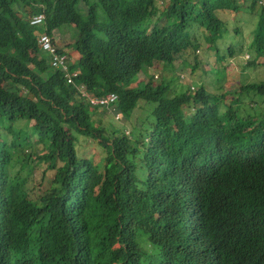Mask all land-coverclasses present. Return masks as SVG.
Listing matches in <instances>:
<instances>
[{
  "label": "trees",
  "instance_id": "16d2710c",
  "mask_svg": "<svg viewBox=\"0 0 264 264\" xmlns=\"http://www.w3.org/2000/svg\"><path fill=\"white\" fill-rule=\"evenodd\" d=\"M223 14L256 20L248 45ZM64 30L78 55L57 46L67 70L39 44ZM242 54L219 94L178 82L183 69L235 77L226 63ZM247 69L264 75V0H0V264H70L77 251L76 264H210L218 251L264 264V80ZM80 84L118 95L130 137ZM185 190L196 238L167 222L178 206L164 215L162 195Z\"/></svg>",
  "mask_w": 264,
  "mask_h": 264
},
{
  "label": "rangeland",
  "instance_id": "374dc122",
  "mask_svg": "<svg viewBox=\"0 0 264 264\" xmlns=\"http://www.w3.org/2000/svg\"><path fill=\"white\" fill-rule=\"evenodd\" d=\"M159 1H163V0H159ZM226 20H228L232 26V28H236V26L241 28V33L238 37L239 42L248 45V43L250 42L251 39V31L253 30V28L255 27V23L256 20H252L251 18L247 17V16H242V21L238 22L237 19H235V16L232 14H223L222 15ZM69 31V30H68ZM67 30H64L65 32V39L70 40V34L67 33ZM70 32V31H69ZM58 38V37H57ZM59 44V46L61 47H65L66 48V43L65 46L63 45L64 41H61L60 39L56 40ZM61 41V42H60ZM202 51L198 53V55H201ZM248 61V55L246 54H242L239 56V58H233L231 60H229L226 65H231V66H236V69L233 71V73L231 74H236L237 75L235 77H231L228 73L226 74L224 72V75L221 76H216L213 71L211 70L212 67L207 68L205 70L202 71H197V79L195 81L194 77L192 76V74H190L188 71H186L185 69H183V71H176L177 75L180 72H184L183 75H185V79L180 80L178 79V82L180 85L185 86H189V84L191 83L196 89L197 85H201L202 83L207 86V89L211 92V93H215V94H219L222 92L221 89H219L220 86H223L225 82H227L228 80H232L235 79L237 76H239V73L242 72V68L246 67V63ZM194 62L192 61V64ZM238 65H241L240 67ZM245 72L250 73V77L248 78V83L250 82H259L261 80H264V75H261L259 72H252L251 69H247ZM157 74V73H155ZM180 75H182L180 73ZM145 77V75H140V78ZM237 80V79H236ZM234 82V81H233ZM235 84V82L233 83ZM109 114V113H108ZM99 118H103V114H98ZM144 117V113H140L139 116ZM116 122V121H114ZM118 124L123 125V130L125 128V130H129L130 129V124L124 120L120 121V122H116ZM112 124V123H110ZM130 131V130H129ZM80 152L84 155V153L86 154L87 157H94L97 161L99 160V157L101 156V152L99 153L98 150H96V148L94 147V145L92 143L86 142L85 139H81L80 145Z\"/></svg>",
  "mask_w": 264,
  "mask_h": 264
},
{
  "label": "clouds",
  "instance_id": "9594fccd",
  "mask_svg": "<svg viewBox=\"0 0 264 264\" xmlns=\"http://www.w3.org/2000/svg\"><path fill=\"white\" fill-rule=\"evenodd\" d=\"M53 41H54V39H53ZM54 43H55V41H54ZM55 45H56V43H55ZM183 76L185 78V75H183ZM86 92H87V97H84L83 100H85L92 107L104 108L106 110V113L107 114L109 113L113 117L111 123L113 125L117 126L119 129H122L123 125L116 123V122L122 121L124 118V116L122 115V113L118 107V101H119L118 95L116 93H108L105 96L93 97L90 94V92H88L87 90H86ZM92 99H97L98 103L93 104L90 101ZM110 99H113V100H110ZM104 100H107V102H104V103L100 102V101H104ZM124 120L126 121L125 118H124ZM114 121H116V122H114ZM125 129H127V128H125ZM125 129L124 130L122 129V130L124 131V133L127 136L130 137L132 135L131 134V131H132L131 126L129 129L130 131L125 130ZM184 195L189 197V201H186L183 199L182 196H184ZM162 196H163V198H169V200H167V202L170 204L169 205L170 208L168 209V211H167V209H165L164 215L167 212H169V213L173 212V210L175 208H177V206L179 207V209L174 214H172L169 217V219H167V222L172 223L179 216L180 217L179 222L183 223V224L185 223V229L187 231V234H192L196 238V234H194V233L196 232V226L197 225L194 223L196 222V220L200 221L201 211L198 208V206L196 205V201H194V196L192 194V191L185 190L183 192H176V194H174V195L163 194ZM209 245H211V244L207 242L204 249ZM87 252L88 251H77L74 255L75 259L72 262H70V264L80 263L82 261V259L84 258V255ZM206 259L210 262V264H237L233 258H231V260H230L225 255L221 254L219 251H218V254L211 255Z\"/></svg>",
  "mask_w": 264,
  "mask_h": 264
},
{
  "label": "built area",
  "instance_id": "2783aa9c",
  "mask_svg": "<svg viewBox=\"0 0 264 264\" xmlns=\"http://www.w3.org/2000/svg\"><path fill=\"white\" fill-rule=\"evenodd\" d=\"M45 15L44 14H38L35 15L32 19H31V26L33 27H40L45 23ZM39 44L41 45L42 50L46 53L49 54V56H51L52 61H51V65L53 68L55 69H62V70H67L68 66L67 64L68 62V57L66 55H61L58 52V48L55 45L53 38L51 36H49L46 33H43L40 35L39 37ZM67 79V82L69 84H74V79L73 77H65ZM78 90H80L79 92L81 93L82 97H87V92L85 90V85L80 84L79 86L77 85ZM113 100V99H110ZM93 104L98 103L97 99H92L90 100ZM101 103L107 102V100L104 101H100Z\"/></svg>",
  "mask_w": 264,
  "mask_h": 264
},
{
  "label": "crops",
  "instance_id": "0c3cea01",
  "mask_svg": "<svg viewBox=\"0 0 264 264\" xmlns=\"http://www.w3.org/2000/svg\"><path fill=\"white\" fill-rule=\"evenodd\" d=\"M55 39V42L57 43V46L59 47V48H64L65 49V51L67 52V53H72V54H74V59H76V58H78V55L75 53V52H73L72 51V49L70 48V46H67V45H69V42L71 41V40H67V39H64L63 41V45L65 46V44L64 43H66V48L65 47H61V46H59V44H58V42L56 41L58 38H54Z\"/></svg>",
  "mask_w": 264,
  "mask_h": 264
}]
</instances>
